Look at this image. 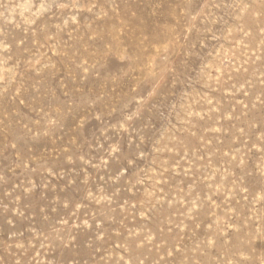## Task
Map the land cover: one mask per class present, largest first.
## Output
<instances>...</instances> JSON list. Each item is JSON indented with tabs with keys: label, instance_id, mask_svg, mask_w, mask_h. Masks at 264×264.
<instances>
[{
	"label": "rangeland",
	"instance_id": "1",
	"mask_svg": "<svg viewBox=\"0 0 264 264\" xmlns=\"http://www.w3.org/2000/svg\"><path fill=\"white\" fill-rule=\"evenodd\" d=\"M0 264H264V0H0Z\"/></svg>",
	"mask_w": 264,
	"mask_h": 264
}]
</instances>
